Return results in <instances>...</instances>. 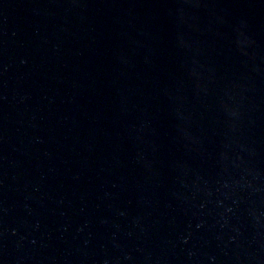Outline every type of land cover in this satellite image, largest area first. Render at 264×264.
Listing matches in <instances>:
<instances>
[{
    "label": "water",
    "instance_id": "water-1",
    "mask_svg": "<svg viewBox=\"0 0 264 264\" xmlns=\"http://www.w3.org/2000/svg\"><path fill=\"white\" fill-rule=\"evenodd\" d=\"M0 264H264V0H0Z\"/></svg>",
    "mask_w": 264,
    "mask_h": 264
}]
</instances>
